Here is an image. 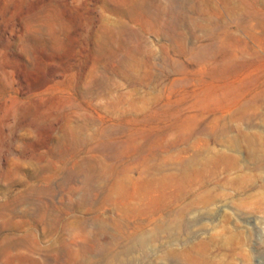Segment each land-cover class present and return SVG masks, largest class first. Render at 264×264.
Here are the masks:
<instances>
[{
    "label": "rangeland",
    "instance_id": "obj_1",
    "mask_svg": "<svg viewBox=\"0 0 264 264\" xmlns=\"http://www.w3.org/2000/svg\"><path fill=\"white\" fill-rule=\"evenodd\" d=\"M93 247L264 264V0H0V264Z\"/></svg>",
    "mask_w": 264,
    "mask_h": 264
},
{
    "label": "bare ground",
    "instance_id": "obj_2",
    "mask_svg": "<svg viewBox=\"0 0 264 264\" xmlns=\"http://www.w3.org/2000/svg\"><path fill=\"white\" fill-rule=\"evenodd\" d=\"M78 129V128H77ZM79 130V129H78ZM75 131V130H74ZM73 131V132H74ZM77 131V130H76ZM80 131V130H79ZM77 133V132H76ZM75 135V134H74ZM74 138V137H73ZM74 140V139H73ZM154 166V165H153ZM93 167V166H92ZM149 169H150V167H149ZM94 170V169H93ZM98 170V169H97ZM87 171V170H86ZM98 172H100V171H98ZM154 170H149L147 173H146V175L147 176H154ZM102 173V172H101ZM83 174V173H82ZM96 174V173H95ZM76 175V174H75ZM134 176V175H133ZM86 177V176H85ZM102 177V176H101ZM100 177V178H101ZM89 178V177H88ZM99 178V177H98ZM103 178V177H102ZM128 178V177H127ZM144 178H145V176H144ZM85 179V178H84ZM95 179V178H94ZM105 179V178H104ZM91 180H93V179H91ZM98 180V179H97ZM133 180V179H132ZM85 181V180H84ZM153 182V180L152 179H150V180H148V179H144V183L145 184H151ZM86 183H87V181H86ZM101 183V182H100ZM91 186V185H90ZM149 186V185H148ZM92 187H93V191H95L97 188H98V182H97V184L96 183H92ZM126 189V188H125ZM120 190V189H119ZM153 190V189H152ZM84 195V194H83ZM81 196V195H80ZM132 197V196H131ZM126 198V197H125ZM123 199V198H122ZM127 199V198H126ZM132 199V198H131ZM123 201H124V199H123ZM128 201V200H127ZM137 201V200H136ZM141 202V201H140ZM89 204L90 203V200H89V198H85L84 200H82L81 201V204ZM123 203H125V202H123ZM134 204V203H133ZM93 205V204H92ZM126 206V205H125ZM131 206H132V204H131ZM61 207V206H60ZM134 207H136V206H134ZM62 208V207H61ZM125 208V207H124ZM124 211H126L125 209H123ZM130 210V209H129ZM128 210V211H129ZM128 211H126V212H128ZM119 212H121V211H119ZM133 212V211H132ZM50 217V216H49ZM70 225V224H69ZM123 227V226H122ZM102 229H104V230H106V229H108V226L106 225V224H104V223H102ZM98 238V237H97ZM98 240V239H97ZM147 242H149L146 238H145V235H143V233L142 234H140L139 236H135L134 237V243L137 245V246H144V245H146L147 244ZM103 251V249H102V247H98V248H95V247H93V249L91 250V251H70L69 252V255H70V257H71V261H73V262H77V260H78V258H79V256L81 255V261H83V263L84 264H98V263H96L95 261H94V256H95V252L96 253H99V252H102ZM187 251V250H186ZM60 253L61 254H63V252H62V250H60ZM60 259H61V257H60ZM118 259V257L117 256H108V259H106L107 260V262L105 263V264H114V262L116 261Z\"/></svg>",
    "mask_w": 264,
    "mask_h": 264
}]
</instances>
